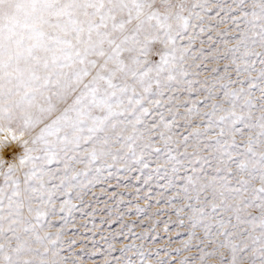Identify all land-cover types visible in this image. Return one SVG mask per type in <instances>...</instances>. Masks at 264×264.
Here are the masks:
<instances>
[{
	"label": "snow or ice",
	"instance_id": "obj_1",
	"mask_svg": "<svg viewBox=\"0 0 264 264\" xmlns=\"http://www.w3.org/2000/svg\"><path fill=\"white\" fill-rule=\"evenodd\" d=\"M0 264H264V0H0Z\"/></svg>",
	"mask_w": 264,
	"mask_h": 264
}]
</instances>
